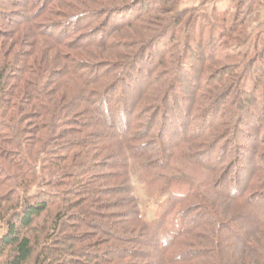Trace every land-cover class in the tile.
Returning <instances> with one entry per match:
<instances>
[{
    "label": "trees",
    "instance_id": "16d2710c",
    "mask_svg": "<svg viewBox=\"0 0 264 264\" xmlns=\"http://www.w3.org/2000/svg\"><path fill=\"white\" fill-rule=\"evenodd\" d=\"M6 1L1 0L0 6H8ZM26 1L29 13L23 19H20L21 14L18 20L0 17V225L3 223L6 227L0 237V264H107L125 257L133 259L132 263L136 264L141 251L135 245L133 248L126 246L136 242L139 247L155 250L154 254L158 255L155 256V264H211L208 260L214 254L219 255L220 249L216 244L222 243L225 231L231 236L236 232L228 223V215L232 212L238 215L249 210L254 230L264 227V162L255 160L250 179L243 186H240L237 173L234 183L230 181L226 186L224 179L214 181L213 174L223 164L225 168L230 164L237 166L239 155L229 154L234 145L227 144L217 155L212 154L220 140L232 134L231 127L240 121V112H248L251 103L259 100V88L264 84L261 69H254L250 64L249 75L254 78L248 85L237 84L234 78L238 76L223 68L205 81V90L200 92L201 86L197 87V92H194L196 98L189 103V114L206 107L199 115L197 126L190 129L193 134H180L183 140L177 144L164 137L161 129L157 130L159 136H154L153 117L145 119L151 112L150 107L156 108L155 119L159 114L163 120L168 117L165 110L168 92L158 86L168 82L166 65L181 63L177 67L179 73L183 64L181 55L191 56L200 62L204 57L212 56L216 60L224 57L233 59L225 51L213 48L218 44V37L231 36L233 27L224 26L213 38L206 39L205 45L209 44V52H213L211 55L208 51L204 55L197 52L204 44V27L190 35V43L195 41L200 46H195L197 50L188 44L179 56L180 52L173 44L176 36L172 32L168 40L172 47L168 52L162 55L158 50L157 54L147 53L151 48L165 47L167 42L163 37L170 27H180L186 19L183 15L170 22V18L164 16L161 19L166 18L161 25L164 32L153 40L134 38L131 46H136L137 50L125 56V61L116 65L118 69H113L115 67L111 64L104 65L106 60L99 58L106 57L99 54L90 60H79L76 54L70 57L64 52L88 46L101 51L113 48L112 42L116 41L113 34L153 11V4L137 0L112 11L105 25L116 14L122 16L133 11L134 14H128L127 18L107 29L104 26L94 28L89 16L69 14L65 10L60 12L54 6L55 0ZM167 1L170 0L164 2ZM174 7L170 5L167 12L172 13ZM103 13H108V10ZM195 22H192V27ZM15 24L20 27L16 28ZM5 27H12L13 33H8ZM42 38L51 43L40 42ZM27 45L31 46L27 48ZM152 57L156 58V69L146 72L148 81L143 88L129 95L126 93L128 79L134 77V70H141L137 64H148L154 59ZM230 75L232 78L228 80ZM221 79L222 84L219 83ZM172 96L175 98V93ZM198 97L203 102L200 106H197ZM158 99H162V105L151 103ZM92 123L100 127L95 139L91 136L92 131L88 132L85 127ZM201 125L204 128L198 134ZM216 132L218 135L214 137ZM210 137L214 140L205 141ZM187 138L192 139L188 141ZM200 141H205L204 149L187 152L186 156L189 163L203 167L212 180L171 175L176 166L172 163L174 157L165 155L168 147L186 145L191 150ZM226 146L229 147L227 152ZM261 146L264 149V135L261 136ZM104 164L115 171L114 181L118 185L107 187L106 179L103 182L99 180L98 171ZM134 176L143 180L145 186L157 187L161 197L167 195L166 207L157 220L148 215L143 221L146 233L142 231L141 235L145 236L144 241H140L139 235L119 236L109 228L103 229L93 216L84 214L111 215L100 208L106 205L104 191L113 188L123 190L138 214L140 198L134 186ZM226 199L240 205L234 207L230 204L233 210L217 202L225 203ZM256 199L263 202L260 204ZM215 207L220 211L219 217ZM83 227L89 231L96 230V235L95 232L91 235L93 232L80 230ZM89 233L91 238L86 240L84 236ZM239 233L240 240L248 243L250 236L247 230L242 228ZM196 238H202V243L198 244ZM110 240L121 244H109ZM201 244L216 251L206 255ZM81 255L87 260L78 258ZM219 257L221 262L215 257V264H221L222 258L224 264H229L221 251Z\"/></svg>",
    "mask_w": 264,
    "mask_h": 264
},
{
    "label": "rangeland",
    "instance_id": "374dc122",
    "mask_svg": "<svg viewBox=\"0 0 264 264\" xmlns=\"http://www.w3.org/2000/svg\"><path fill=\"white\" fill-rule=\"evenodd\" d=\"M41 1L42 0H37L38 3H40ZM134 1L137 0H55L54 6L60 9V12L61 10H65V13H74L75 15L84 17L89 16L88 19L91 20V25H93L94 28L104 26L108 29L110 26L117 25L119 21H122L124 18H127L128 14L133 15L134 11L133 13L126 12L122 16L116 14L110 20H108V24L105 25L107 17H111L110 14L114 11H117L116 9H122L125 6H129L128 3L132 4ZM6 2L8 6L4 4L0 6V17L5 16L6 19L11 18V20H18V18L20 17H22L20 19H23V17L27 13H29L28 9H26V0H8ZM146 2H150V4H153L154 6H152V8L154 10L152 9L153 11L147 13L145 16H142L140 20L131 24V26H129L130 28L126 27L122 30L116 31L113 34V36L116 37V41L112 42V45H114L113 48H106L101 51L95 46H88L73 51L70 50V53L66 51L64 53L65 55L67 54L70 57L76 54L79 60H90L91 57H96L97 54H99L101 55V57H106L99 58L101 60H106L104 65L111 64L115 67L113 69H118L119 67L116 65H118L119 62L125 61V56H127L131 52L134 53L137 50L136 46L135 48L133 47L134 45L131 46L132 40L134 38H147L148 40H153V37H155L157 34H162V32H164V27H161V25L165 22L164 20L166 19L165 18L164 20H161L164 16L169 17L170 22H174L173 18L178 20L183 15L186 19L180 25V27H170V30L164 35L165 37H163V40L165 38V41L167 42L165 43L167 44L165 45V47H162L161 49L159 46L156 48L154 47V49L151 48L150 50H148L147 53L155 54L156 50H158V54L162 55L168 52L167 50L171 49L172 47V45L168 42V40H170V34L172 32H174L176 36V40L173 44L176 45L175 48L180 52L179 56L184 53L185 46H187L188 44H190V46L197 50L195 46H198L199 44L195 41H191L190 43V35H194L197 30H201V27L202 29L204 27V34L202 36L204 43L202 45L203 48L198 46L200 48L197 50L199 54L204 55V53L206 54V51H210V45H205V41L208 37L212 36L211 38H213L215 34L218 33V30H223L224 26H226V28L233 27L232 31L230 30L231 36H220L217 39L215 38L218 44L213 45V48L221 50L222 52L225 51L226 53L231 55L233 59L231 57H224L216 60L212 56L210 58L204 57V60L200 62V60H197L196 58H191V56L181 55V59H183V64L181 65L179 73L177 72V67L181 63L174 65V63L172 62V64L166 65L165 72H167L168 74H166L165 76L168 82L167 84H162V86L158 84V86L159 89L164 88L168 92V95H166V97H168L165 100V110L168 112V117H166V120H163V117L159 114L155 119L154 112L156 111V108H151L149 106V110L151 112L146 116L145 119L149 120L151 119V117H153L152 123L155 126L154 136H159V134H157V130L161 129L164 137L167 136L171 140V142L173 141L175 142V144H177L183 140L180 134H193L190 132V129L193 126H197L198 119L200 118L199 115L206 106L202 107L198 111H193V114L190 115V110L188 109L189 103L196 98V95L194 94V92H197L196 88L201 86L199 87L198 91L202 92L203 90H205V81H208L215 72H220L223 68H225L227 71L230 69L232 72H234L233 74H235V77L238 76V78H234V81L237 82V84L239 83V85H248L252 82V79L254 77L249 75L250 64L254 69L258 68L259 70L261 69V71L264 72V0H170L169 2L167 1L164 3L159 0H157L156 2L153 0H146ZM0 3H2L1 0ZM170 5H175L174 9L172 10V13L167 12V10L170 8ZM104 10H108V13H103ZM173 11L179 12V15L177 14L179 17L174 14ZM230 15H235V17L232 18L230 17ZM223 20L226 21L224 22ZM192 22L196 23L194 24V27H192ZM18 25L19 24H15L16 28L20 27ZM23 26L24 25H21V27ZM6 29L8 30V33H13L12 27H10L9 29L8 27H5V30ZM215 39L214 41H216ZM39 41L43 42L44 44L51 43V41L46 38L39 39ZM123 44L127 45L124 46ZM136 44L137 42H135V45ZM27 46V48H29V46L31 45ZM103 51L105 52L104 55ZM209 53V55L213 54L212 51ZM155 59L156 58L150 60V63L148 64L142 62L137 64L140 67L138 70H141L139 72L137 70H134V77H130L128 79L129 81L127 83L126 93H129L130 95L131 93L135 91L137 92L138 90L143 88L144 84L148 81V77H146V72H149L152 68L156 69L157 67ZM92 62L94 61L92 60ZM224 74L227 75L228 73ZM231 78L232 76L230 75V77H228V80H230ZM262 81L264 80L262 79ZM219 83L222 84V79L219 81ZM197 84L199 85L197 86ZM263 85L264 84L260 85L259 88V100L257 102L251 103L248 112L244 110H242L241 112L239 111L241 114V118L239 116L240 121H236L235 124L232 125V134H230L224 139L222 138L216 149H214L215 151L212 154L215 156L222 149L223 145H234L233 149H230V151H228V146H226V149H224L226 152L228 151L229 154L233 152L235 156L239 155L237 157V166L236 164L235 166L230 164L228 165V167L230 166L229 168H225L226 166L223 164V166H221L218 171L213 174L214 181L216 179H220L223 181L224 179V181L226 182V186H228V183H230V181L231 183H234L233 181H235V179L237 178L235 177V174L237 173V175H239L238 177H240V186H243L250 179V171L256 165L255 160H260L261 163L264 162V149H261L263 148L262 146L259 147L261 142V136L264 135ZM174 93L175 98H173L172 96V94ZM230 98H232V96H230ZM198 100L199 101L197 103V106L203 104L202 100H200L199 97ZM151 103H158L162 105V99H158V101H153ZM227 108L226 110H228ZM226 110L224 111L226 112ZM162 120L165 121V123H163ZM167 122L169 123L167 124ZM85 127L86 129L88 128V132L92 131L91 136L93 139H95L97 137V130H99L100 127H96L94 123L90 124V126L86 125ZM203 128V125H201L197 133L199 134L200 132H202L201 130ZM261 128H263V130H261ZM197 133L195 135H197ZM217 135L218 133L216 132L213 136L215 137ZM163 139L164 138H162L161 140ZM191 139L192 138H187L188 141ZM212 140L210 137L205 141L211 142ZM205 141H200V143H196V145L191 147V150L188 149L186 145H182L181 147L173 146L172 148L168 147L167 145L169 150L166 151L165 155L169 154L168 158L172 156L174 157L172 163L176 166V170H178L173 171L171 175H189L195 176L199 180H212L210 174L208 172L205 173L203 167L197 166V164L194 163H189L188 158L186 156L187 152L195 153L204 149ZM205 157L206 156L204 155L202 159L203 161L205 160ZM98 174L100 176V181L103 182V180L106 179L105 182L107 183V187L118 185L114 181V177L116 176L115 171L112 170L110 165L106 166L104 164L103 168L98 171ZM133 182L135 188L139 193L140 198L138 214L134 212L136 211L135 205L132 203V201L127 200L125 193L121 188L107 189L106 191H104L106 205L103 208H100V210L103 209L104 212L110 213L111 215L106 214L98 216L96 214H90L89 212L84 214L86 215V217L88 215L93 216L94 219H96L94 221H96V223L98 221L99 223L97 224H99V226L103 229L109 228L112 233L118 234L119 236L130 237L135 234V236L137 237L139 235L138 237H140V241H144L145 236L142 237L141 235L142 231L146 233V230L144 228L145 224L143 223V221L148 215L151 217H155L157 220L159 215H161L160 213H162L164 208L166 207L165 201L167 199V195L166 197H161L158 193L157 187L145 186L144 181L140 180L137 176H134ZM239 188L240 187L238 186L237 190ZM256 200H258L260 204L261 202H263L261 199ZM217 202L223 205L224 208L228 205L233 210L235 209L231 207L230 204H233L234 207H238V205H240L230 199H226L227 203H224V201L219 200ZM215 212L219 217L220 211H218L216 207ZM135 214L137 220H135L136 218L134 219ZM228 216V223L230 224V227H234V230H236V232L234 236H231L228 232L225 231L223 241L222 243L220 242L222 244L221 247L219 242L216 244V248L220 249L219 255L221 251L222 257L225 256L226 258H228L229 264H264V227H259L257 230H254V222L249 219L253 216L251 215L249 210H245L241 214L239 213L238 215H236L235 212H232ZM242 228H245L249 234L248 236H250L248 243H245L244 240L242 241L239 238V236L241 235L239 232ZM80 230L93 232L91 233V235L94 234V232L96 235L97 232L96 230L89 231L90 229H85L84 227ZM5 231L6 227L2 223L0 225V237ZM84 238L86 240L90 239V233L85 235ZM202 238H196L195 240H197V243L200 244L202 243ZM138 239L139 238H136V240ZM109 244L120 245L121 243L110 240ZM134 245L137 250L141 251L140 257H137L136 260L134 259L136 264H155L157 262L155 256L158 255L154 254L155 250L152 247H147L146 249H144L142 246L139 247V244H137V242L133 245L132 243L126 244V246L131 248H133ZM201 245L204 254L206 255L212 250V254H214V252L216 251V249L214 248H211L209 246L206 247L203 244ZM211 245H214V239H212ZM219 255L216 256V254H214V259L209 258L208 261L211 262V264H215L214 262L216 261L213 260H215V257H217L220 261ZM80 257H82L84 260H87L85 259V256H78V258ZM132 261L133 259L125 257L120 260L109 261L107 264H134L132 263ZM223 262L224 261L222 258L221 264H224Z\"/></svg>",
    "mask_w": 264,
    "mask_h": 264
}]
</instances>
